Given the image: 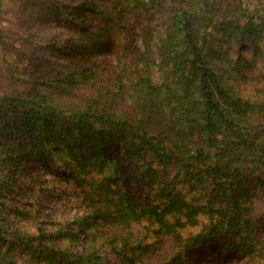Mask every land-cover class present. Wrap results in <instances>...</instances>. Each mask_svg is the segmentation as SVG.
Wrapping results in <instances>:
<instances>
[{"label": "trees", "instance_id": "1", "mask_svg": "<svg viewBox=\"0 0 264 264\" xmlns=\"http://www.w3.org/2000/svg\"><path fill=\"white\" fill-rule=\"evenodd\" d=\"M10 1L0 264H264V0Z\"/></svg>", "mask_w": 264, "mask_h": 264}, {"label": "rangeland", "instance_id": "2", "mask_svg": "<svg viewBox=\"0 0 264 264\" xmlns=\"http://www.w3.org/2000/svg\"><path fill=\"white\" fill-rule=\"evenodd\" d=\"M4 2V10L0 16V27L3 29L4 34H6V40L9 41V39H13L10 37V34L12 31L17 30L20 26L15 24V16L12 11L13 8V2L10 0H2ZM165 4L167 6L170 5V1L166 0ZM35 8V6L31 5V8ZM166 10L161 15L162 17H166ZM35 20V19H34ZM14 40V39H13ZM16 43H19V41H16ZM227 49L230 50V52L234 55H237L240 51L248 52L250 54L253 53V49L249 44L245 45H239V44H231L227 46ZM2 52H0V58H1ZM1 61V59H0ZM252 73L257 75V78L263 80L264 79V68H258L252 71ZM138 190H141L143 192H147V188L140 187ZM255 195H258L259 197L264 198V189L261 187H257L255 190ZM53 205L56 207H61L60 203L61 200H55L51 198V201ZM78 208L74 207L73 211L77 210ZM136 228H139V226H136ZM214 253H217L214 256ZM194 255L197 256L198 264H239L245 261L247 258L243 257L240 254H235L232 252H228L225 250V248H222L219 245L212 244L209 248H203L198 247L194 249Z\"/></svg>", "mask_w": 264, "mask_h": 264}]
</instances>
